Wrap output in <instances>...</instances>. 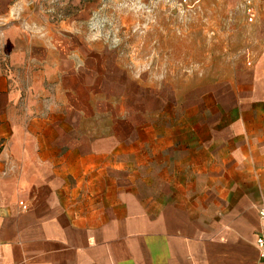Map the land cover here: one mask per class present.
<instances>
[{"label": "crops", "instance_id": "0c3cea01", "mask_svg": "<svg viewBox=\"0 0 264 264\" xmlns=\"http://www.w3.org/2000/svg\"><path fill=\"white\" fill-rule=\"evenodd\" d=\"M46 43L10 54L15 70L28 74L26 90L6 75L0 82V264H264L254 245L264 207V70L243 73L230 89L242 99L219 103L217 115L190 129L204 134H190L192 161L179 168L206 176L199 190L237 192L232 212L217 220L211 195L188 198L178 184L150 182L147 162L139 182L126 165L121 180L116 140L97 145L95 119L86 129L83 112L47 101ZM175 143L157 151L169 158ZM198 148L203 163L193 162Z\"/></svg>", "mask_w": 264, "mask_h": 264}, {"label": "rangeland", "instance_id": "374dc122", "mask_svg": "<svg viewBox=\"0 0 264 264\" xmlns=\"http://www.w3.org/2000/svg\"><path fill=\"white\" fill-rule=\"evenodd\" d=\"M241 8V0H0V82L6 75L26 90L28 74L15 70L10 54H28L45 40L47 101L83 112L86 129L95 119L96 144L116 140L121 180L126 165L139 182L147 162L150 182L178 184L188 198L211 195L219 220L232 212L237 192L199 190L206 176L179 166L192 161L190 134H204L199 126L190 132L195 121L217 115L221 102L235 105L242 96L230 89L243 73L264 70V13L247 24ZM168 141L176 142L169 158L157 151ZM197 154L193 162L203 163L199 148Z\"/></svg>", "mask_w": 264, "mask_h": 264}, {"label": "built area", "instance_id": "2783aa9c", "mask_svg": "<svg viewBox=\"0 0 264 264\" xmlns=\"http://www.w3.org/2000/svg\"><path fill=\"white\" fill-rule=\"evenodd\" d=\"M241 7L245 22L253 24L256 22L258 15L264 13V0H241ZM19 206L24 211L27 209L22 202H19ZM258 215L262 224L255 233L254 245L260 258L264 261V207L260 208Z\"/></svg>", "mask_w": 264, "mask_h": 264}, {"label": "bare ground", "instance_id": "6f19581e", "mask_svg": "<svg viewBox=\"0 0 264 264\" xmlns=\"http://www.w3.org/2000/svg\"><path fill=\"white\" fill-rule=\"evenodd\" d=\"M250 212V211H249ZM260 223V222H259ZM251 241V240H250ZM257 251L255 250V252L253 251V255H258L257 253H256Z\"/></svg>", "mask_w": 264, "mask_h": 264}]
</instances>
